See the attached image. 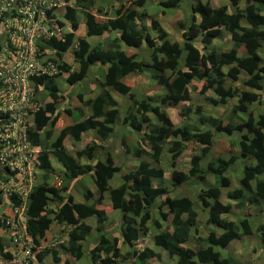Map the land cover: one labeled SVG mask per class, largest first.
Wrapping results in <instances>:
<instances>
[{
  "label": "trees",
  "instance_id": "obj_1",
  "mask_svg": "<svg viewBox=\"0 0 264 264\" xmlns=\"http://www.w3.org/2000/svg\"><path fill=\"white\" fill-rule=\"evenodd\" d=\"M64 1L63 16L70 29L64 41L47 40L44 46L55 48L59 59L69 51L73 63L78 66L74 76L79 81L85 79L93 60H97L99 66H105V70L100 74L99 90L93 97L78 94L83 107L76 108L74 114L70 107L63 109L66 114L73 115L72 122L67 124L59 122L57 111V104L62 101L56 82L60 74L35 82L44 87L42 100L45 96L50 98L35 112L30 130L31 142L35 147H41L35 162L36 171L48 175L52 170L51 150L63 167V175L53 182H49L48 177L43 178L28 196L24 208L25 226L34 244L32 254L36 259L35 263L29 264H46L47 255H51L52 262L61 261L57 249L47 247V231L53 224L66 225L69 229L67 238L60 246L75 261L80 260L85 252L82 241L92 230L84 220L91 216L101 224L96 227L97 239L88 250L91 264H115L119 257L132 258L136 264H160L161 254L141 243L150 231L148 221H152L155 229L154 244L166 250L170 257H176V264H250L229 254L224 256L218 248L224 249L232 240L252 234L251 225L256 216L250 211H260L264 204V62L259 54L264 41V0H242V8L237 6L241 0H230L233 6L230 12L226 5L210 7L208 0H196L191 5V12L176 20L180 41L171 39L158 20L143 9L148 0H131L130 6L118 3L119 0H114L117 4H110L113 0H108L111 9L104 10L97 8L94 0H73L74 7L67 4L70 0ZM179 4L180 0H159L158 3L163 9L162 14ZM111 12L112 16H109ZM80 15L87 36H113L91 44L83 37H75ZM225 35L230 48L218 51L211 47L215 40ZM142 53L146 56L142 57ZM59 67L63 72L71 70V65L63 61ZM146 67L150 68L149 77L161 85L164 92L138 95V86L133 87L126 81L129 74L142 72ZM241 73L246 77L237 85L234 80H238ZM194 79L202 81L199 92L211 90L212 94L205 99L214 107L236 102L225 117L206 114L201 105L196 104L193 113L200 127L184 117L189 115L186 107L179 110L184 122L175 126L166 108L190 99L189 87ZM111 89L127 96L130 104L118 107ZM255 103L262 106V111L257 114L250 108ZM152 117L160 124L152 125ZM121 118V122L127 123L130 131L138 135L132 148L120 140L125 153L136 158L147 157L157 164L166 147L171 168L169 184L163 185L161 167L140 159L134 169L121 173L120 185L111 187L109 180L121 171L112 155L107 154L103 160L93 163L80 162L82 156L92 160L103 148L102 144L89 142L74 155L66 150L63 144L66 137L78 142L89 130L102 139L113 136ZM54 128L59 129L55 136ZM234 132L237 149L228 155L215 154L214 136ZM184 150L194 152L187 171L175 168L176 160ZM203 160H206L205 166L201 164ZM234 167L241 169L242 174L238 180L236 178V186L227 192V197L236 201L235 206L241 209L242 217L229 219L233 205L220 200L222 188L231 184L228 171ZM86 175L91 177L96 191L82 192L85 202H76L67 193L69 183ZM206 175L213 178V184L206 183ZM189 178L203 186L196 192L201 211L205 213L202 225L198 223L194 200L169 195L171 189ZM153 180L158 183L153 184ZM104 193H108L111 208L120 211V241L130 247L125 253L119 251V238L109 237L112 232L103 230L106 225L102 222L107 217L97 205L103 200ZM157 199L160 203L154 209L157 212L166 210L168 226L152 217L153 203ZM2 202L0 191V228L5 229L4 220L10 216L6 207L12 209L20 204V200L11 195L9 200ZM210 224L221 231L217 233L209 228ZM199 228L203 229V235H199ZM255 229L264 244V224H257ZM190 241L194 243L193 248L184 246ZM0 253L5 260L13 257L12 252L5 249L1 235Z\"/></svg>",
  "mask_w": 264,
  "mask_h": 264
},
{
  "label": "rangeland",
  "instance_id": "obj_2",
  "mask_svg": "<svg viewBox=\"0 0 264 264\" xmlns=\"http://www.w3.org/2000/svg\"><path fill=\"white\" fill-rule=\"evenodd\" d=\"M107 1L108 0H94V4L97 8L104 10V8L107 9L109 7L108 6L109 3L107 4ZM130 1L131 0H119L118 3H123L126 6H130ZM194 1L196 0H180V4L177 8L164 10L162 14L163 9L158 5L159 0H148L145 3V6L143 7V9L146 10L147 14L150 17H154L156 20H158V22L165 29V31L168 33L171 39L175 40L176 38H178L180 40V38L178 37L179 32L177 31V27H176V20L185 18L187 12L188 13L191 12V5ZM201 1L205 2L207 0H201ZM208 1L210 4V7L226 5L227 11L230 12L233 10V6L230 3V0H208ZM115 3L117 4V2L114 0L110 2V4H115ZM68 4L76 5L73 0H70ZM237 6L242 8L244 6L243 1L242 0L239 1ZM78 7H81V6H78ZM109 8L111 9V7ZM63 11H64L63 6L56 8V13L59 19H63ZM108 15L112 16V12ZM82 18L83 17L80 15L79 25L75 32V37H83V39H86L89 42V44H91V43H94L95 41L104 40V39H107L113 36V34L109 35L108 37L107 36L106 37L87 36L85 34V26H84V22ZM211 47H215L218 51L227 50L228 48H230V42L225 35L222 39L215 40L212 43ZM259 54L261 55L263 62H264V41L262 42V48L259 50ZM145 56H146V53H142V57H145ZM65 59L69 62V64L71 65V69H73L74 71L69 70L67 73H65L64 75L56 79L59 91L62 95V97L60 98V100L62 101L58 103L57 111L60 112L59 122H62L63 124L72 122V116H73V115L66 114L63 111V107H70L73 110L74 108L83 107L82 103L79 100L80 98L78 97V94L81 93L82 97L84 96L93 97L95 95V92L97 91V88L95 87L96 85H98V79L100 77L101 72H103V70L101 69L102 66H99L97 64L98 61L93 60L91 61V66H90L89 72L87 73L85 79L82 81H79L74 76V72L78 70V66L76 63H73L72 57L69 51L65 54ZM226 68L227 67L224 68L225 71H226ZM149 73H150V68L146 67V69H144L142 72H134V73L129 74L126 77L127 78L126 81L131 83L133 87L138 86V91H137L138 95H156L162 92L163 88L161 87V85L154 82L149 77ZM245 77L246 75L244 73L239 74V79L234 80L235 84L238 85ZM228 80L227 81L230 82V79ZM201 86H202V81H198L194 79L189 87L191 90L190 99L188 101L180 102L178 105L174 107L166 108V112L168 113L169 117L172 120V123L175 126H180L184 122V117H187L190 123L198 124L197 117L193 113V108L196 104L201 105L204 113L206 114H212L216 117H225L229 113L230 107H232V105L236 102V100H234V102H230L226 104L225 106L220 105V106L214 107L205 99V97L212 94L211 90H205L204 93L199 92ZM110 91H111L113 98L117 101L118 107L123 108L127 104H130V100L127 96L121 95L112 89ZM42 98H43V92L38 94V99L41 100ZM186 107L189 108L188 110L189 115L183 117L179 114V110L185 109ZM250 108H252L256 114L262 111V106L258 103L250 105ZM85 111L87 112L86 109ZM74 112H76V110H74L73 113ZM121 120L122 118L117 123L116 129L113 132L114 135L108 136L106 139H102L101 137H99V135L95 131H89V132H85L84 134H82L80 141L78 142L73 141L70 137H66L63 141V144L66 150L73 155L76 153V151L81 150L89 142L94 141L97 144L99 143L102 144L103 148H101L99 151L96 152L92 160H89L85 156H82L80 159V162L82 161L85 164L90 163V162L93 163L96 160H103L107 154L112 155L117 165L120 166L121 171L116 172L113 175V177L109 180V184L111 187H117L118 185H120L121 173L126 169H134L137 166L140 159H144L146 161L151 162L150 163L151 165H156V166L161 167L163 170V185L167 183L169 184V180H170L169 176H170L171 168L169 167V161L167 160L168 155L166 152V147H164V152L162 154V157L160 158V161L157 164L150 161L147 157L136 158L131 153H125L123 150V147L120 144V140L123 139L127 143V145H129V147L132 148L134 146V143L136 142V139L138 138V135L136 136L135 134H133V132L130 131L127 123H122ZM151 124L158 125L160 124V122L157 121L156 117H152ZM56 133H57V130H55L54 135H56ZM235 135H236L235 132L231 135L229 134L228 135L227 134L215 135L213 139L214 141L213 150H216L215 154L223 153V155L224 154L228 155L230 151H234V149L236 148L235 142H234ZM51 153L52 151L49 150V154ZM193 153L194 152H192L191 150H184L180 154V156L177 158L175 168L180 169L182 171H187L190 167V156ZM49 157H50V160L53 166L52 170L49 171L48 175L42 174L43 173L42 171L40 173L38 172L37 180H36L37 183H39L43 178H47V177H48L49 182H53L55 179H58L60 176L63 175V167L58 163V161L53 156V154L49 155ZM205 161L206 160H203L201 162L203 166H205V163H206ZM238 162L240 163V160ZM241 165L242 164H240V166ZM235 166L238 168V164H235ZM236 167L228 171V175L231 178V184L230 186L222 188V194H221V200H220L222 203H232V205H234L235 213L237 212V208H235L236 202L232 201L230 198L227 197V192L235 188L236 178L238 180V178L242 174L241 169L236 170ZM211 181H212V177L209 175L206 178V183L211 182ZM152 182L153 184L158 183L157 180H153ZM200 187H201L200 182H198L196 185L193 178H189L186 182H183L180 186L174 189H171V193L169 192V195L170 196L185 195L191 198L192 201L194 200V203L198 205L196 206V209L198 211V223L202 225L203 222L201 220L204 215L203 214L204 211H201L200 204L197 201L198 199H197V193H196ZM88 189L93 192L96 191V187L91 177L86 175V176L81 177L79 180H74L73 182L69 183V189L67 193L68 195L72 196L74 201L84 200L82 196V192H85ZM159 203H160V199H157L153 203V209H152L153 216L152 217L153 219L157 218L163 226H166V225L168 226L169 220L166 219L167 218L165 215L166 210L164 209L163 211L162 209L161 211L159 210V212H157L156 209H154L158 206ZM97 207L100 209H103L107 217V219L102 222L106 225L104 226L103 230L107 232H113L112 237L118 238L119 231H120V226H119L120 222L118 221V216L120 215V211L114 210L111 208L108 193H104L103 200L101 201L99 205H97ZM261 207L259 211L260 213L258 214V218L256 217L255 220H253L252 230L255 231L254 235L253 234L249 236L242 235L236 241H233V243L229 247H226L225 249L218 248V250L221 251L222 255L226 256V253L229 255L231 253L234 258H236L237 260L241 262H244V263L251 262L252 264H255V261H256V259H254L255 256L260 255V253H258L257 250L262 251L261 248L259 247V242L261 241L258 239L256 229H255L256 228L255 226L257 224H262V223L264 224V204H262ZM6 211L9 213V215L12 214L11 208L6 207ZM240 214L236 213L233 215H235V218H240L242 217ZM162 215H165V217L163 218ZM168 218L170 219V216ZM233 218H234L233 216L229 217V219H233ZM107 220H108L107 222L108 224H106ZM87 221L91 223H88ZM86 222L92 226V230L87 235V238L83 242V248L85 250L83 257L80 260L76 261V264H91L88 250L90 246H92L97 239L98 234H97L96 227L98 225H101L99 222L96 221V218L94 216L87 218ZM147 225H149L148 227L150 231L148 232L146 236H143L141 243H144V239L146 238L145 243L143 244L144 246L150 247L157 251L163 250L162 248L156 246L153 242V235L155 233V229L153 227L152 221L150 222L148 221ZM214 229L219 230L218 232L221 231L220 228L216 225H214ZM199 230H201V228H199ZM7 231H8L7 229H2V228L0 229V235L3 237V240H5L6 245L8 244ZM68 231L69 229L66 228V225H56V224H53V226L48 230L47 233L49 235V239H48L49 242L47 244L48 245L47 247H50V248L52 247L54 249L60 250L61 251V259H60L61 261H59L58 263L52 262L51 256L47 255V257L44 260L47 262L46 264H61V263L64 264V260L67 261L66 264H70V262H68V258L70 259L69 261L73 262L72 257L68 254L65 248L60 246V243L66 240ZM189 245L192 246V243H190ZM118 248L121 253H125L127 250H129L130 247L128 244L118 241ZM29 259L33 263L36 262V259L34 258L33 255L30 256ZM29 259H27L26 264L30 262ZM116 260L117 261H115V263L117 264H127L126 262H129V264H136L132 261V258L123 259L119 257ZM162 260L160 258V264H165V263L173 264V262H175L176 264V257L168 258V253L166 251L164 252V255H162ZM260 264H264V263H260Z\"/></svg>",
  "mask_w": 264,
  "mask_h": 264
},
{
  "label": "built area",
  "instance_id": "obj_3",
  "mask_svg": "<svg viewBox=\"0 0 264 264\" xmlns=\"http://www.w3.org/2000/svg\"><path fill=\"white\" fill-rule=\"evenodd\" d=\"M64 4V0H0V191L21 201L5 221L13 258L4 260L0 253V264H26L34 247L24 219L41 151L30 140L39 108L34 89L42 87L37 79L58 71L51 59L56 49L44 46V41H64L68 22L56 13Z\"/></svg>",
  "mask_w": 264,
  "mask_h": 264
},
{
  "label": "clouds",
  "instance_id": "obj_4",
  "mask_svg": "<svg viewBox=\"0 0 264 264\" xmlns=\"http://www.w3.org/2000/svg\"><path fill=\"white\" fill-rule=\"evenodd\" d=\"M65 2V1H64ZM65 4H66V2H65ZM64 4V5H65ZM67 4H68V2H67ZM70 5V4H69ZM71 6H75V5H71ZM60 7H62V6H60ZM61 20H65V21H67L68 22V20L67 19H65L64 18V16H63V19H61ZM68 31H69V29H70V24H69V22H68ZM176 27H177V25H176ZM177 31H178V29H177ZM76 32V31H75ZM68 33V32H67ZM66 33V34H67ZM65 34V35H66ZM179 37V36H178ZM180 38V37H179ZM175 40H177V41H180L181 40V38H180V40L178 39V38H176ZM57 51V50H56ZM56 51L53 53V55H52V60H55L56 61V65H57V67H58V71H57V73H59L60 74V76L59 77H61L62 75H64L65 73H67V72H63L61 69H60V67H59V65H60V63H61V61H63V62H65V63H68L69 64V62L65 59V54L67 53V51L66 52H64L63 53V55H62V58H60L59 59V57L56 55ZM61 60V61H60ZM70 71H74L73 69H71ZM57 73H55V74H57ZM54 74V75H55ZM54 75H52L51 77H53ZM48 78H50V77H48ZM48 78H46V79H48ZM162 87V86H161ZM95 88H97V91L95 92V94L98 92V90H99V87H98V85H96V87ZM34 92H35V98H34V102H36V103H38L39 104V108L40 107H43V103L45 102V101H50V98H48V97H46L45 96V99L44 100H39L38 99V94L39 93H41V92H43V97H44V95H45V92H44V87L42 86L41 87V89H39L38 90V88H36V89H34ZM59 94H61L60 93V91H59ZM84 97H89V96H84ZM57 106H58V104H57ZM38 108V109H39ZM64 108H66V107H63V109ZM76 108H74V110H75ZM37 111V110H36ZM35 111V112H36ZM64 111V110H63ZM35 112H34V116H35ZM88 112V111H87ZM86 111H85V113H87ZM60 113V112H59ZM74 114V113H73ZM59 118H60V114H59ZM33 127V126H32ZM31 127V128H32ZM55 130H57V132L59 131V129L58 128H54V132H55ZM90 131V130H89ZM57 134V133H56ZM84 134V133H83ZM53 135H54V133H53ZM55 136V135H54ZM40 149H41V147H40ZM41 152V151H40ZM49 155H51V154H49ZM49 159H50V157H49ZM37 174H38V172H37ZM37 174H36V180H37ZM36 183H37V181H36ZM197 185V184H196ZM201 187H202V185H200ZM200 187V188H201ZM199 188V189H200ZM31 193V192H30ZM29 193V194H30ZM170 193H171V191H170ZM3 194V193H2ZM29 196V195H28ZM182 196H185V195H182ZM171 197H174V196H171ZM27 199H28V197H27ZM7 200H9V197L7 198V196H4L3 195V202L2 203H4V202H6ZM18 200H20V199H18ZM27 202V201H26ZM19 206H21V201H20V204L19 205H16V206H14L13 208H12V214L10 215V216H8L7 218H10L12 215H13V209L15 208V207H19ZM25 206H26V203H25V205H24V208H25ZM195 209H196V207H195ZM6 218V219H7ZM6 219L4 220V222L6 221ZM24 219H25V223H26V216H25V213H24ZM5 224H6V222H5ZM56 225H58V224H56ZM1 229V228H0ZM3 229V228H2ZM5 229H7L8 231H7V237H8V244L6 245V243H5V240H4V243H5V249L6 250H10L11 252H12V249H11V247H9V227H8V225L6 224V227H5ZM25 229H26V226H25ZM27 231V230H26ZM31 237V236H30ZM154 250V249H153ZM58 251V250H57ZM166 251V250H165ZM13 254V253H12ZM33 254H32V252H31V255L30 256H32ZM51 256V255H50ZM60 257V256H59ZM13 258V257H12ZM11 258V259H12ZM2 259H4L5 260V258H3L2 257ZM10 259V260H11ZM29 259V258H28ZM7 260H9V259H7ZM30 260V259H29ZM74 260V259H73ZM30 262H31V260H30ZM33 263V262H32ZM2 264H7V263H2ZM28 264H29V262H28Z\"/></svg>",
  "mask_w": 264,
  "mask_h": 264
},
{
  "label": "crops",
  "instance_id": "obj_5",
  "mask_svg": "<svg viewBox=\"0 0 264 264\" xmlns=\"http://www.w3.org/2000/svg\"><path fill=\"white\" fill-rule=\"evenodd\" d=\"M102 70H105V66L104 67H102L101 68ZM163 88V87H162ZM91 89V88H90ZM162 92H164V88H163V90H162ZM88 113V112H87ZM90 131H93V130H90ZM87 132H89V131H87ZM82 137V136H81ZM81 163H83L82 161H81ZM84 164V163H83ZM236 170H237V168H236ZM237 172V171H236ZM209 175H206V178L208 177ZM208 184H213L214 183V181H213V178H212V181L211 182H207ZM203 187V186H202ZM91 191V190H90ZM91 192H93V191H91ZM84 199V198H83ZM76 201V200H75ZM232 201H234V202H236L235 200H232ZM76 202H85V200H77ZM87 202V201H86ZM232 204V203H231ZM196 206H198L197 204H195L194 203V208L196 207ZM235 208H237V212L236 213H238V214H240V212H241V209H239L238 207H236L235 206ZM244 208V207H243ZM245 209V208H244ZM261 209H262V207H261ZM252 214L254 213L255 214V216L258 218V214L260 213L259 211H256V210H254V209H251V211H250ZM231 213H233V214H236L235 212H234V205H233V207H232V210H231ZM204 215H203V217H202V222L204 221V218H205V213H203ZM232 214V216L235 218V215H233ZM109 220H111V219H109ZM84 222L85 223H87L86 222V219L84 220ZM108 222V220L106 221V224H108L107 223ZM88 223H91V222H88ZM87 223V224H88ZM90 225V224H89ZM103 225V224H102ZM200 225V224H199ZM91 226V225H90ZM63 227V226H62ZM92 227V226H91ZM209 228H211V229H213L214 231H216V232H218L219 230H215L214 229V224H210L209 226H208ZM256 227V226H255ZM251 229H253V226L251 225ZM111 231V230H110ZM48 232V231H47ZM203 229L201 228V230L199 231V235H203ZM119 233H120V231H119ZM219 233V232H218ZM254 233H255V231L254 230H252V234L254 235ZM112 235H110L109 237H112L113 236V232L111 233ZM251 235V234H250ZM119 237V241H120V234L118 235ZM246 236H249V235H246ZM86 238H87V236H86ZM85 238V239H86ZM85 239L82 241V244H83V242L85 241ZM238 238H236V239H234V240H232L226 247H229L232 243H233V241H236ZM145 240H146V238L144 239V243H145ZM144 243H142V244H144ZM190 243H192V246H190L189 244ZM184 246H186V247H191V248H193L194 247V243L193 242H186L185 244H184ZM225 247V248H226ZM257 247H258V245H257ZM259 247L261 248V250L262 251H260V250H257V252L258 253H260V255L258 256V255H256L255 256V258L254 259H256V261H255V264L256 263H258V264H260V263H264V244L263 243H261V242H259ZM161 248V247H160ZM224 248V249H225ZM58 250V249H57ZM164 250V249H163ZM163 250H161V251H157V250H155V251H157V252H159L160 254H161V260H162V255H164V252H165V250L163 251ZM221 252V251H220ZM222 254V253H221ZM227 254V253H226ZM58 256H60L61 257V251L60 250H58ZM230 256H233L231 253H230ZM170 256L168 255V258H169ZM73 259V258H72ZM70 259L68 258V262H70V264H76V261L75 260H73V262H71V261H69ZM168 260V259H167ZM117 261V260H116ZM163 261V260H162ZM45 263H47L46 261H44ZM127 264H129V262H126ZM199 262H196V264H198ZM250 264H252L251 262H249ZM115 264H117V263H115ZM165 264H168V263H165ZM173 264H175V262H173ZM200 264H204V263H200Z\"/></svg>",
  "mask_w": 264,
  "mask_h": 264
}]
</instances>
